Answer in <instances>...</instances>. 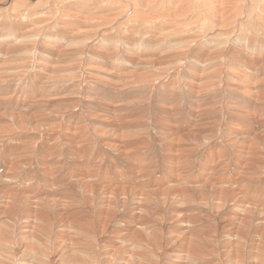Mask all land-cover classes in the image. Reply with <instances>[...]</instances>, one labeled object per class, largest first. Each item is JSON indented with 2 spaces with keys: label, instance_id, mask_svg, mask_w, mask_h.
Returning a JSON list of instances; mask_svg holds the SVG:
<instances>
[{
  "label": "bare ground",
  "instance_id": "1",
  "mask_svg": "<svg viewBox=\"0 0 264 264\" xmlns=\"http://www.w3.org/2000/svg\"><path fill=\"white\" fill-rule=\"evenodd\" d=\"M0 264H264V0H0Z\"/></svg>",
  "mask_w": 264,
  "mask_h": 264
}]
</instances>
